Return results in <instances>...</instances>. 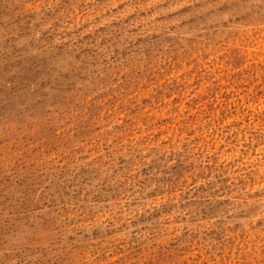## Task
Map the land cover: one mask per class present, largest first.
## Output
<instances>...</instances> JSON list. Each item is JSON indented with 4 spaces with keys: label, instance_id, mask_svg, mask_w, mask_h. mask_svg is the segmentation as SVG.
Returning <instances> with one entry per match:
<instances>
[{
    "label": "rangeland",
    "instance_id": "obj_1",
    "mask_svg": "<svg viewBox=\"0 0 264 264\" xmlns=\"http://www.w3.org/2000/svg\"><path fill=\"white\" fill-rule=\"evenodd\" d=\"M0 264H264V0H0Z\"/></svg>",
    "mask_w": 264,
    "mask_h": 264
}]
</instances>
